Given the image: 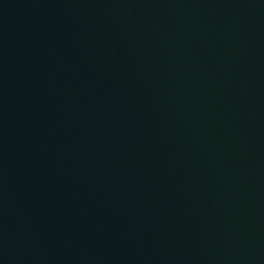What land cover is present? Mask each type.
I'll use <instances>...</instances> for the list:
<instances>
[{
	"label": "water",
	"instance_id": "95a60500",
	"mask_svg": "<svg viewBox=\"0 0 264 264\" xmlns=\"http://www.w3.org/2000/svg\"><path fill=\"white\" fill-rule=\"evenodd\" d=\"M0 264H264V0H0Z\"/></svg>",
	"mask_w": 264,
	"mask_h": 264
}]
</instances>
